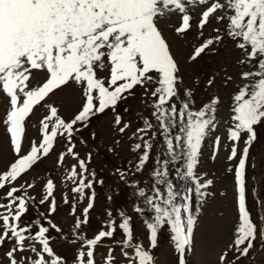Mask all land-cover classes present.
Listing matches in <instances>:
<instances>
[{"label": "snow or ice", "instance_id": "snow-or-ice-1", "mask_svg": "<svg viewBox=\"0 0 264 264\" xmlns=\"http://www.w3.org/2000/svg\"><path fill=\"white\" fill-rule=\"evenodd\" d=\"M193 11L199 15L195 25L199 35L203 37L209 25L214 34L194 47L189 62L197 61L202 54L217 52V46L229 41L240 51L238 63L252 69L240 74L244 83L231 97L232 123L227 130V138L233 142L229 160L237 157L242 139L245 144L234 170L238 224L229 248L238 254L236 260L249 255L258 228L246 207L245 169L249 148L258 138L256 128L264 125V0H0V97L6 104L2 123L15 156L6 170L0 172V190L7 188L0 196L4 201L0 202V247L12 242L13 246L5 254L9 264H63L50 246L48 236L50 229L62 233L50 219L57 212L54 180H46L39 201L40 205L49 204L48 213L39 214L49 217L48 226H41L40 220L34 225L22 221L35 203L28 195V189L35 185L12 186L49 156L58 137L68 146L66 152L58 155L57 165L62 166L66 156L77 160L65 179L72 183L71 191L77 197L70 208V214L76 217L72 242L87 248L78 252V264H96L95 248L106 239L112 240L117 231L122 239L116 243L121 246L128 264H155L153 254L136 242L132 217L123 210L116 217L108 210V219L94 238H87L82 231L94 208L95 185L102 186L104 181L89 169L90 154L80 158L75 151L74 137L93 117L109 109L117 112L120 103L135 97L133 90L137 87L143 89L142 103L151 109V118L140 116L143 124L134 133L140 142L132 148L139 157L131 172L143 173L156 146L158 154L150 171L151 185L130 181L131 173L119 168L116 171L119 180L130 186L139 200V203L134 201L133 211L144 217L150 249L157 247L158 234L167 228L178 253V264H186V251L192 250L200 213L193 206V197L202 204L207 196L203 190L212 185V180L198 176L196 169L203 141L216 129L221 100L214 96L200 108H194V93L183 87L180 65L158 22L179 16L181 22L174 31L177 36H186L193 27L190 14ZM232 79L228 76L225 84ZM33 81L37 82L36 86ZM213 83L214 78L208 80L209 86ZM69 86L79 91L82 103L78 110L66 120L57 107L44 105L48 114L39 122L41 139L39 143L33 141L25 150L26 121L34 109L50 94ZM115 124L123 125L119 127L120 133L131 127L118 113ZM158 134L163 138L162 151L154 144ZM219 146L220 137H216L213 159ZM169 166L175 168V176L183 182L182 186L178 187L169 178ZM18 192L21 194L17 195ZM84 199H88L87 206L76 216L77 203ZM106 199L111 202L113 197ZM63 202L69 203L66 195ZM145 213L151 215L145 216ZM26 241L34 242L30 250L35 255L17 259L18 252H25ZM113 251L109 249L106 264H114ZM226 257L227 252L221 255V264Z\"/></svg>", "mask_w": 264, "mask_h": 264}, {"label": "rangeland", "instance_id": "rangeland-1", "mask_svg": "<svg viewBox=\"0 0 264 264\" xmlns=\"http://www.w3.org/2000/svg\"><path fill=\"white\" fill-rule=\"evenodd\" d=\"M190 14L193 15V27L186 36H177L174 31V28L181 22L179 16L162 18L159 20L158 26L171 45V51L180 65L181 72L179 75L183 79V87L191 89L194 93L196 101L194 108H200L214 96L220 97L221 104L216 113V129L203 141L196 169L197 175L203 177L204 180H212V185L203 190L207 196L204 197L202 204L195 199V196L193 197V206L199 208L200 213L194 230L192 250L186 251V264H221L220 257L225 252H227V257L223 264H264V125L256 128L258 138L249 148L245 171L246 203L251 211L253 222L258 228V235L254 241V247L247 257L236 260L238 254L229 248L233 242L234 228L238 224V192L234 170L238 166L245 147L242 139L238 143L237 157L232 160L228 159L233 146V142L227 138V130L232 123L230 120L232 114L231 97L237 92L238 86L244 83L240 79L241 72L252 69L238 63L241 58L240 51L235 49L229 41L217 46L219 49L217 52L202 54V57L198 58L197 61L189 62L188 57L193 52L194 47L199 46L210 34H214L211 32L212 25H209L204 30V36L201 37L195 26L199 15L195 11ZM213 25H215V21H213ZM228 76H232L233 79L225 84ZM213 78L214 83L209 86L208 80ZM38 79H42V77H38ZM36 83L33 81V86H36ZM133 91L135 97L120 103L117 112L109 109L105 113L93 117L88 126L82 127V130L74 137L75 151L79 153L80 158H87L90 154L89 169L96 173L97 179L104 181L102 186L95 185L94 208L89 213L88 225L82 231L87 238H94L95 234L102 230L103 222L108 219L106 216L108 210L113 212L114 217L123 210L132 217L131 223L136 242L141 243L145 249L153 254L155 264H178V253L170 240L167 228L158 234L157 247L150 249L149 233L143 222L144 217L133 211L134 201L139 203V200L132 194L131 187L119 180L116 171L119 168L131 173L128 177L130 181L148 184L149 187L151 185L150 171L153 168V160L158 154L156 146L151 151V158L143 173L131 172V166H134L139 157V153L132 150L135 143L140 142L134 137L137 130L134 128L142 126L141 115L151 118V109L142 103L143 89L137 87ZM181 96H183V92ZM81 103L79 91L74 86L65 87L62 91L57 90L54 94H50L40 106L34 109V114L26 121L23 148L27 150L33 141L39 143L41 139L39 122L48 114V108L44 105L57 107L59 114L67 120L78 110ZM117 113L122 117L123 122L131 124V127L124 133L119 132V127L123 125L117 126L114 122ZM5 114L6 104L3 97H0V172L5 171L7 165L15 159L10 148L9 136L2 123ZM216 137H220V146L216 149L215 159H213ZM162 140V136L158 134L154 141L155 145L161 147V151ZM67 146L65 140L58 137L54 150L49 156L39 161L33 169L24 174L12 186L20 187V185L28 183L35 185L28 189V195L34 198L35 203L31 204L28 213L22 217V221L27 225H34L35 221L40 220L41 226H48L49 217L47 215L41 217L39 214H47L49 204L40 205L39 201L43 197L42 189L46 180L48 178L54 180L56 185L54 198L57 203V212L50 219L62 229V233L50 229L48 234L50 246L53 249L59 248V251L61 250L60 252L55 250L54 253L62 259L63 264H78V252L80 250L87 251V248H82L79 242H72L74 237L71 233L76 217L70 214V208L73 203H76L77 197L71 191L72 183L65 179L71 166L77 164V160L66 156L64 164L62 166L57 165L58 155L66 152ZM169 173V178L178 187L182 186L183 182L177 180L175 176L174 167L169 166ZM6 191L7 188L0 190V196H3ZM20 194L17 193V195ZM65 195L68 198V204L63 202ZM108 196L113 197L111 202L106 199ZM0 202L4 201L0 200ZM87 203L88 199L77 203L76 216L81 215ZM150 215V213H145V216ZM35 230L33 227L34 232ZM121 239L122 236L117 231L112 240L106 239L96 247L94 250L96 264H106L105 258L108 256L109 249H114V264H128V260L122 255L121 246L116 243ZM32 244L26 241V250L24 253L18 252L16 254L17 259L34 257L35 254L30 250ZM12 246V242L8 241L3 247H0V264H9L5 254ZM86 259L87 257H85V261Z\"/></svg>", "mask_w": 264, "mask_h": 264}]
</instances>
